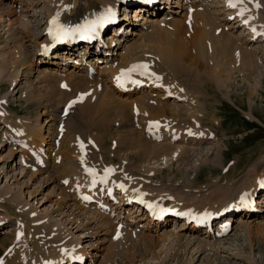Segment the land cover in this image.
<instances>
[{
	"label": "rangeland",
	"instance_id": "1",
	"mask_svg": "<svg viewBox=\"0 0 264 264\" xmlns=\"http://www.w3.org/2000/svg\"><path fill=\"white\" fill-rule=\"evenodd\" d=\"M188 1L161 0L162 4L159 10L162 12L160 14H152L151 12L149 14H143L149 20L147 23H143L144 20L133 21L134 11L133 6H131L128 13L130 17H128V20L130 19V22L127 21V24L124 23L122 29L120 28L121 32H118V36L124 39L122 41L123 44H116L110 48L113 56L111 62H97L94 60L95 58L91 59L84 56L82 59L83 62L80 65L82 68H76L73 60L82 55L81 53L84 52V48L82 47H77L72 52V55H70L72 60L66 62L53 57V54L57 53V49H54V47H51L54 50L50 51V56L47 57V60H44L45 62H39L38 56L34 55L36 50L42 52L45 48L39 45L42 40L44 41V37H38L36 35L39 29V32H42L43 25L39 29L34 28V23H31V15H35V12H33L34 9L36 11L37 9L41 11L44 8L46 9L49 6V0L48 2L47 0H30V3H36L31 6L22 4L20 0H0V3L3 4L0 7V59L6 58L7 53L10 52V54L16 57L22 54V50L25 51L27 49L26 51H29V54H31L30 59L32 60L34 69L32 71L27 70L26 72L23 70L22 77L17 78L18 80L12 86L9 83V77L6 76L8 81L6 78L1 80L0 103L9 112L10 118L8 120L15 121L17 127H19V123H22L23 120L34 128L36 127L38 129L39 127H43L46 143L51 140L53 134L56 138L58 137V143L52 145L50 152L42 151L48 156L56 153L59 158L57 161L58 164L55 163L54 167H48L49 169L46 171L51 172L54 170L52 177H48L46 174L31 175L33 171L24 166V168L26 167L25 170L28 171L26 174L23 166L21 167V164H18L21 159V151H19L18 147H20V150H24V147L17 142L19 138L14 137V133L7 128V126L12 128L11 125L4 126V123L0 124V133L3 134H0V158L3 159L0 160V202L3 203L2 198L5 197L3 196L4 193L9 192V195L18 197L20 203L15 209L10 207L13 205L9 203H6L10 205H6L7 207L0 204V219L4 223V226L0 227V245H4V247L0 246V258L10 256L8 254L12 247H14L13 251H16V247H19L20 244L27 243L29 245L31 242L41 243L46 239L48 236L47 233L52 228L55 231L58 229L57 231L61 233L59 237L56 235L57 238L63 239V242L67 240V243L70 245V247L64 246L63 249L65 247L66 249L63 250L64 252H62L60 263L58 264L68 263L66 260V254L68 253L76 256L82 253L83 257H81L80 263L74 256V259L72 257V264H264V206L255 204L257 199H254V204H252L256 211L248 214L250 216H247L245 219L246 226L238 224V218L243 219L244 216L228 211V214L225 212L218 216V220L216 219L213 222L212 228L205 230L206 227H202L200 233L188 231L179 232V227L182 225L180 222L181 219L178 217L173 218L172 214L163 222L165 226L161 228H141L140 225L146 226L147 221H139L137 217L130 216L131 214L129 215V212L133 213L135 210L132 204L122 209L116 208L114 211L109 208L104 209V213H100L103 216L95 213V206L93 204H96L94 202L87 209L88 212H93L91 215L85 214L84 210L77 209L73 205L76 190L83 185L85 188L87 186L89 187V185L86 186L87 179V182L84 180L83 184L76 177L73 179L77 175L73 169L75 168L77 171V167L79 169L78 173H81L83 177L85 175L82 169L87 167L96 169V175H100V177L105 175V171L103 170L106 168L112 169L111 177H107L108 184H114L116 187H119L118 184L123 185L122 182H125L124 185L126 184L130 190L142 196L144 194L145 197H165L169 201L168 205L170 207H177L178 205V207H183L184 209H187L186 206L188 209L196 207L195 211L199 213H206L209 206L213 207L214 204H220V201L221 203L224 202L226 196L229 194H232L231 197L234 199L237 196V192L235 191L240 188L242 190L245 185L251 187L254 184H260L262 186L259 187L258 192L261 193L264 191V183H261L264 182V36L252 35L253 32L248 31L245 25L238 26L237 23H234L238 20L237 13L240 12L239 10L245 7L242 17L244 16L246 19H250L251 23L253 21L254 26H257L256 28L254 27L255 30H264V0H242L241 3H244L243 5L240 2L238 3V0H235L237 1L235 2V6H238L237 10H234L235 8L232 9L233 7L230 9L228 0ZM176 2H179L180 5L183 4V8L175 6ZM144 3L149 4L150 1L148 3V0H145ZM123 4H119L120 8ZM195 8L209 14L210 24L199 25V29L203 27L201 29L202 32L206 28L212 29L211 27L214 25L213 33L215 34L217 31L214 36L225 33V35L233 38V43L230 44L224 38L220 41H212V43L209 41L210 36L209 38L206 36L207 41L205 40L204 43L206 45V52L203 53L202 48L201 52L203 57L201 56V66L199 68L194 66L193 70L188 71L191 74L188 73L184 76V79L180 72H177V75L171 76L166 74V78L169 80L165 81L170 82L171 79L176 84H185L184 87L189 88L192 93L188 90L189 92L183 93L186 95H182V100H174L170 96H163L164 94L162 92L160 93L156 88L151 89L153 92H149V88H143L136 95L134 94L133 97L128 98L125 92H118L122 96L120 98L121 100L131 102L130 105L134 107L132 108L130 106V109L128 108L127 110L128 114L126 115L121 114L124 113L123 111H117V103H114V105L113 103L108 104L101 101V94L104 87L106 86L112 90L111 85L105 82L107 77L100 75L101 65L109 66L110 63H116L111 64V67H121L122 64L127 63V59L130 60L132 57V60L137 58L142 64L148 60L146 64L150 63V58H152L154 63H151L158 64L160 59L158 60L156 57L160 55L159 50L170 42H173L176 38L175 30L166 25V23L182 20L187 12L196 11ZM176 11L181 12V14H177ZM42 18V16L39 17L40 20H43ZM190 21H187L188 23L184 25L186 26L185 29L189 30L186 33L187 38L184 37L185 39L196 36L192 27L193 23H190ZM217 21L219 22L215 23ZM25 23H29L30 27L32 26L31 32L35 34V40L34 37L33 39L32 37H25L26 39L23 40L21 39V34L17 33L16 30L22 29ZM204 25L208 26L204 27ZM124 28H129L130 31L135 30L137 35L126 32L127 35ZM107 33L109 32L107 31ZM144 35L146 36L144 37ZM204 35H207L206 32ZM104 39L106 37L102 39V43L105 41ZM22 43L26 45V49L22 47ZM132 43L140 45V48L134 50L133 54L124 56L127 49L126 45ZM18 45L19 47L21 46V49ZM243 52L249 53L243 54ZM251 58L255 61L256 70L245 67L244 65ZM88 60H93V63L96 62L100 66L99 68L91 70L92 72H89L87 75L85 72L87 66L84 63L88 62ZM137 60L133 62L135 63L134 65L140 63ZM157 60L158 62H155ZM54 61H59V64H51ZM202 61L205 63L203 62L204 64H202ZM208 68L211 74L209 79H205L208 77L203 74V70H207ZM44 69H47L50 74L58 76L63 82H44L42 78V71ZM6 70L2 73H8V70ZM70 70H76V72L78 71L82 75L86 74L87 77H82V75L76 77L77 81L80 80V88L74 85L75 81L73 78H67L70 77L68 74ZM196 74H201L200 80H207L203 86L201 83L195 85L193 80L194 77L198 78ZM135 75H138V73ZM84 77L88 80L90 79L91 84H93L83 83L81 79H84ZM134 78H137V76H134ZM95 85H98V88ZM91 86L97 88V92ZM99 88L101 89L100 91L98 90ZM93 91H95V95H93ZM186 97L190 101H187ZM141 98V103H137ZM117 99H114V102ZM70 101H76L71 106H75L74 114H68L69 111L67 110L62 115L63 107ZM37 102L38 105H36ZM148 105L150 106L148 107ZM157 106H165L167 108L174 106L175 109L179 108L180 114L187 113L193 115L192 122L189 120L186 121L185 119L181 120L178 116L174 118V116L172 117L170 115H161L158 112L159 109H155ZM53 110L58 111L53 112ZM52 113H55L58 117L55 118L56 122L52 121L50 124H46L47 118L52 117L50 116ZM197 115H203L204 118L200 121L193 120ZM66 117H68V120L64 119ZM153 121L158 122V126L150 127L149 124ZM187 122L192 126H189ZM195 125L198 127L196 126L195 128ZM183 127L185 128L183 129ZM146 128L149 130L147 131ZM172 129L173 131L174 129L176 131L180 129V132H183V130L184 132L181 135L177 133V140H170L172 138L170 132ZM196 129L197 131L205 130V132L208 131L212 134H210L208 139L197 141L194 139V131ZM152 130H156L157 132L161 130L162 135L160 136L158 133L159 135L156 134L158 137H154L150 133ZM7 134L10 135H8L9 137L12 135L16 141H5ZM184 138L185 140H183ZM3 141L5 142L3 143ZM10 142L14 143V145L12 146ZM82 143L86 147V149L83 147L84 150H81L80 147ZM69 144H72V147ZM43 145L47 147V144ZM11 149L14 150L12 151ZM67 149L69 150L67 151ZM80 150L81 156L83 154V158L89 160L87 162L84 160L83 164L80 161V154H77L78 152L80 153ZM11 151L15 153L12 155ZM73 155H77V157ZM60 162H63L66 168L68 166L67 164L73 165L72 167L68 166V172L64 171L66 172L64 173L63 170H66V168L64 169V166ZM83 165L85 166L84 168ZM58 173L61 175L58 176ZM74 180L78 181L80 186ZM64 181H67V183H63ZM88 184L90 183L88 182ZM70 186L74 189L70 188ZM227 189L229 191L233 190V192L230 191L227 194ZM119 190L120 188L115 191L116 196L121 191ZM242 194L244 195V200L241 201L240 205L243 206L248 200L247 189ZM258 197L260 196H256V198ZM178 200H181V203ZM219 204L217 211L220 209ZM247 208L248 206L245 207V209ZM239 210L237 209V211ZM196 216H198L197 218L201 217L200 214ZM228 216L233 220L230 229L222 236L215 237L214 234L219 222L221 223ZM69 217H75L77 222L68 224ZM141 217L145 218V215L142 214ZM260 221L261 223H259ZM45 222L49 224L48 227H43V223ZM117 231H119L118 237ZM16 232L22 235V237L20 238V235ZM15 235H17L16 238ZM176 235L181 238L190 236L195 241L198 239H202L203 241L208 240L206 242L210 241V243L214 241V245L211 247H204L203 245L197 246L194 241L188 245L184 243L185 239L177 242ZM51 241L49 240V244H51ZM60 242L62 244V241ZM8 247L9 249L7 250ZM28 247L29 249L31 248L30 245ZM65 251L67 252L65 253Z\"/></svg>",
	"mask_w": 264,
	"mask_h": 264
},
{
	"label": "bare ground",
	"instance_id": "2",
	"mask_svg": "<svg viewBox=\"0 0 264 264\" xmlns=\"http://www.w3.org/2000/svg\"><path fill=\"white\" fill-rule=\"evenodd\" d=\"M21 2H22V4H28V5H35L36 3H30V0L28 1V0H20ZM141 1H143V0H141ZM140 0H49V6L45 9H42L43 11H41V10H38L37 9V11L34 9L33 10V12H35V15H31V18H32V22L31 23H34V28L36 27L37 29H39L42 25V27H43V30H42V32H39L40 31V29H39V31L36 33V35L38 36V37H41V36H43L44 37V41L42 40L41 41V43H39V45L40 46H42L43 48H45L42 52L41 51H35V53H34V55L35 56H38V61L39 62H43L45 59L47 60V57L48 56H50L49 55V53H50V51L51 50H54V49H57V53L56 54H53V57L55 58V59H61V60H64V62H66V61H71L72 60V58L70 57V55H72V52L73 51H75L76 50V48L77 47H79V46H83V48L85 49V51L84 52H82L81 54L83 55V57H81L82 55H80L78 58H75L74 60H73V63L75 64V67L76 68H82V67H80V65L82 64V62H83V58H84V56H86L87 58H91V59H94V60H96L97 62H99V61H103V62H106V63H109V62H111V60L113 59V56H112V50L110 49L111 47H114L116 44H123L122 43V41L124 40L122 37H119L118 36V32L120 33L121 32V30H120V28L122 29V26L124 25V23H126L127 24V21H129L130 22V19L128 20V17H129V10H128V6H133L134 8H133V11H134V18H133V21H138V20H144L143 21V23L144 22H149V20H147L146 19V17L143 15V14H149L150 12L152 13V14H160L162 11H160L159 9L161 8V0H154V2L152 3V4H147V5H145L143 2H141ZM187 1V0H186ZM190 1V0H189ZM188 1V2H189ZM219 1V0H218ZM217 1V2H218ZM229 1V0H228ZM234 1V3L235 2H237V1H235V0H233ZM47 2H48V0H47ZM194 2V1H193ZM226 2V1H225ZM120 3H124L123 5H121V10L122 11H124V12H126V15H124V14H122L121 12H120V6H119V4ZM147 3V2H146ZM148 3H149V1H148ZM239 3V2H238ZM240 4L241 5H243L241 2H240ZM1 5H3L2 3H0V7H1ZM18 5H20V4H18ZM48 5V4H47ZM205 5V4H204ZM175 6H177V7H182L183 8V4L182 5H180V3L179 2H176L175 3ZM245 6V5H244ZM21 7V6H20ZM46 7V6H45ZM237 7L238 6H235V7H230V9L232 8V9H234V10H237ZM9 8V7H8ZM245 8V7H244ZM243 8V9H244ZM253 8H254V6H253ZM23 9V8H22ZM196 9V8H195ZM219 9V8H218ZM229 9V8H228ZM242 9V8H241ZM240 9V10H241ZM30 10V9H29ZM108 10H111V14H115L116 15V17H117V23L116 24H114L113 26H111L110 28H109V30L110 31H108L109 33H107L105 36H104V38L106 37V39H104L103 41V43H101V42H95V43H93V44H91V45H88V44H82V43H80L79 41H76V36L74 37V38H72L71 40H64V38H66V37H59L60 39H62V40H64L63 42H65V44H64V46L63 47H61V49H58V48H54V49H51V47H54L55 46V41H51V39H48L47 38V31L49 30V29H51V28H54L55 29V26H53L50 22L52 21V19H53V17H57L58 16V24L59 25H61V26H66V25H69L70 27H74V26H77V25H79L80 23H82V22H85V23H90V22H92V21H95L96 19H98L99 17H101V16H103V15H105L107 12H108ZM162 10V9H161ZM239 10V11H240ZM247 10V9H246ZM11 11V10H10ZM10 11H9V14H10ZM26 11H28V9H26ZM154 11H156V12H154ZM206 11V10H205ZM3 12V11H2ZM22 12V11H21ZM132 12V11H131ZM130 12V13H131ZM174 12H175V10H174ZM209 12V11H208ZM176 13L177 14H181V12H179V11H176ZM240 12H238L236 15L238 16V20L236 21V22H234V23H237L238 24V26H241V25H245V28L246 29H248V31L250 30L251 32H253L252 33V35H256V36H264V30L262 29V30H255V28L257 27H255L254 26V23H253V21H252V23H251V20L250 19H246L244 16L242 17V15H240L239 14ZM246 13V12H245ZM244 13V14H245ZM191 14H193L192 15V18H191ZM218 14V13H217ZM230 14V13H229ZM44 15V16H43ZM214 15V14H213ZM235 15V16H236ZM3 16V15H2ZM43 17L42 19L43 20H40L39 19V17ZM227 16H228V14H227ZM230 16V15H229ZM247 16V15H246ZM249 16H250V14H249ZM254 16V15H253ZM184 18L182 19V20H180V21H169L168 22V24L166 23V25H168V26H170V27H172V29L173 30H175V33H176V38H175V40L173 41V42H168L169 44H167L165 47H162L159 51V53H160V55H159V57H156L158 60H159V62H158V60L157 61H155V62H158V64H153L154 62L152 61V58H150L151 60V62H153V63H148V64H146L147 62H146V60H145V62L146 63H144V64H146V65H148L149 67H148V69L149 70H151L152 71V74H154V75H151V77L150 76H141V75H135V74H137V73H133L132 74V77H131V80H125V79H121V81H120V83H119V85H118V82H117V80H116V77L121 73V70H126V69H128L129 67H131L132 65H134L135 63H133V62H135L136 60H137V58L136 59H133L132 60V58L130 59V60H126L127 61V63H125V64H122L121 65V67H119V66H116V67H114V66H112L111 67V64H116V63H110V65L108 66V65H106V66H100V65H98V64H96V62L95 63H93V60H88V62H85L84 64L87 66V68L85 69V72H86V74L88 75L89 74V72H92L91 70H93V69H95V68H99V66H100V70H101V74L100 75H103V76H106L107 78L105 79V82H107V83H109L110 85H111V87H112V90L111 89H108L106 86L104 87V90H103V92H102V94H101V101H103L104 103H117V111L119 112V111H123L124 113H121V114H128V112H127V110H128V108L130 109V106L132 107V105H130V103L131 102H126L125 100H121L120 98H122V96L120 95V93L118 94V92H125L126 93V95H128V96H126L127 98L128 97H133V95L135 94L136 95V93L137 92H139L140 90H142L143 88H149V92H153V90H151V89H154V88H156L157 90H159V92L161 93L162 92V94H164L163 96H170V97H172V98H174V100H182L181 99V97H183V96H185L183 93H186V92H189L190 90H189V88H186V87H184L185 86V84H181L180 83V85L179 84H176V83H174V82H172L171 81V79H170V82H167V81H165V80H169V79H167L166 78V74H169L170 76L171 75H175L177 72H180L181 74H182V76H183V79H184V76H186L188 73L189 74H191L190 72H188V71H191V70H193L194 69V66L195 67H197V68H199L200 66H201V56L203 57V55H202V48H203V53H205L206 52V45L204 44L205 43V40H206V36H208V38H209V36H210V40L209 41H220V40H222L223 38L227 41V42H230V44L231 43H233V38H230V36H227V35H225V33L224 34H218V35H216V36H214L216 33H217V31H216V33L214 34L213 32V29H214V25H213V27H211L212 29H205V31L204 32H202V28L203 27H201L200 29H199V25H202V24H210V19H209V14H207L206 12H203V11H200V10H198V9H196V11H191V12H187L186 14H185V16H183ZM213 17V16H212ZM130 18V17H129ZM191 18V19H190ZM249 18V17H248ZM112 20V19H111ZM189 20H191L190 21V23L192 22L193 24H192V27H193V29H194V32H195V34H196V36H193V37H189L188 39H185V38H187L186 37V33L189 31L188 29L186 30L185 28H186V26H184L185 24H187L188 22L187 21H189ZM166 21V20H165ZM30 22V21H29ZM42 22V23H41ZM162 22V21H161ZM160 22V23H161ZM219 21H217V22H215V23H218ZM119 23H123L122 25H120V26H118L119 25ZM151 23V22H150ZM10 24V23H9ZM107 24V23H106ZM165 24V23H164ZM252 24H253V26H252ZM108 25V24H107ZM142 25H144V24H142ZM191 25V24H190ZM218 25V24H217ZM220 25V24H219ZM146 26V25H145ZM206 26H208V25H206ZM205 25H204V27H206ZM227 26V25H226ZM237 26V27H238ZM11 27V26H10ZM9 27V28H10ZM21 27V26H20ZM32 27V26H31ZM31 27H30V25H29V23H25L24 25H23V27H22V29H17L16 31H17V33H19V34H21V39H26L25 37H32V39H33V37H34V40H35V34H33L32 32H31ZM255 27V28H254ZM258 27H259V25H258ZM33 28V29H34ZM146 28V27H145ZM190 28V27H189ZM233 28V27H232ZM261 28V27H260ZM259 28V29H260ZM126 29H127V31H126ZM165 29H166V27H165ZM192 29V28H191ZM192 29V30H193ZM216 29V28H215ZM218 29V28H217ZM9 30V29H8ZM124 30H125V33L127 32V33H129L130 32V34H132V35H137L136 34V32H135V30H129V28H124ZM168 30V29H167ZM36 31V30H35ZM55 31H56V29H55ZM140 31V30H139ZM157 31V30H156ZM170 31V30H169ZM144 32V31H143ZM154 32V31H153ZM152 32V33H153ZM171 32V31H170ZM173 32V31H172ZM205 32H206V34L207 35H204L205 34ZM126 33V34H127ZM140 33V32H139ZM162 33V32H161ZM258 33H260V34H258ZM124 34V33H123ZM169 34V33H168ZM174 34V33H173ZM194 34V35H195ZM210 34V35H209ZM122 35V34H121ZM128 35V34H127ZM147 35V34H146ZM146 35H144V37L146 36ZM150 35V34H149ZM148 35V36H149ZM178 35V36H177ZM232 35V34H231ZM54 36L56 37V35H55V32H54ZM142 36V35H141ZM148 36H147V38H148ZM54 37V38H55ZM178 37V38H177ZM185 37V38H184ZM204 37V38H203ZM140 38V37H139ZM141 38H143V37H141ZM151 38V37H150ZM212 38V39H211ZM232 39V40H231ZM234 39H236V38H234ZM252 39V38H251ZM22 40V41H23ZM146 40V39H145ZM155 40V39H154ZM162 40V39H161ZM166 40V39H165ZM30 41V40H29ZM153 41V40H152ZM158 41V40H157ZM207 41V40H206ZM235 41V40H234ZM21 42V41H20ZM42 42H44L43 44H42ZM70 42H73V45H67V44H69ZM212 42V43H213ZM147 43V42H146ZM160 43V42H159ZM163 43V42H162ZM166 43V42H165ZM220 43V42H219ZM36 44V43H35ZM143 44V43H142ZM155 44V43H154ZM218 44V43H217ZM170 45V46H169ZM240 45V44H239ZM125 46V45H124ZM143 46V45H142ZM151 46V45H150ZM160 46H162V45H160ZM221 46H222V44H221ZM224 46V45H223ZM18 47H19V45H18ZM22 47H24V49H26V45H24L23 43H22ZM126 47H127V49H126V54L124 55V56H129L130 54H133V51L134 50H136V49H138V48H140V45H138V44H127L126 45ZM168 47V48H167ZM228 47V46H227ZM20 49H21V46L19 47ZM154 48V47H153ZM146 49V48H145ZM148 49H149V47H148ZM221 49V48H220ZM19 50V49H18ZM27 50V49H26ZM23 51L22 50V54H19V55H17L16 57H14L12 54H10V53H7V57L6 58H2V59H0V67H1V71H0V82H1V80H3L4 78H6V80H7V77H9V83H10V85L12 86V84H14L15 83V81L16 80H18L17 78H20V76L22 77V71L23 70H25L24 72H26L27 70L28 71H32V70H34L33 69V65H32V60L30 59L31 58V54H29V51ZM154 50V49H153ZM217 50V49H216ZM146 51V50H145ZM193 51H194V53H193ZM213 51V50H212ZM235 51V50H234ZM24 52V53H23ZM211 52V51H210ZM246 52V51H245ZM245 52H243V54H247V53H249V52H247V53H245ZM13 53H14V51H13ZM137 53V52H136ZM153 53V52H152ZM222 54V53H221ZM252 54V53H251ZM251 54H250V57H251ZM135 55V54H134ZM146 55V54H145ZM213 55V54H212ZM253 55V54H252ZM246 57H247V55H246ZM128 58V57H127ZM135 58V57H134ZM33 59V58H32ZM125 59V58H124ZM123 59V60H124ZM145 59V58H144ZM154 59V58H153ZM34 60V59H33ZM141 60V59H140ZM142 60H143V58H142ZM156 60V59H155ZM92 61V62H91ZM137 61H139V60H137ZM144 61V60H143ZM37 62V61H36ZM45 62V61H44ZM59 62V61H58ZM57 61H54L53 63H51V64H59ZM114 62H115V60H114ZM140 62V61H139ZM204 61H202V64H204L203 63ZM102 63V62H101ZM141 63V62H140ZM139 63V64H140ZM242 63V62H241ZM73 64V65H74ZM76 64H78V65H76ZM118 64V63H117ZM142 64V63H141ZM120 65V64H119ZM245 65V67H248V68H251V69H255L256 68V65H255V61H254V59H249L248 61H247V63H245L244 64ZM83 66V65H82ZM122 66H124V67H122ZM37 67V66H36ZM85 67V66H84ZM206 67H207V65H206ZM216 67V66H215ZM244 67V66H243ZM205 68V67H204ZM5 69H7L8 70V73L6 74L5 72H4V74L2 73L3 71H5ZM11 69H12V71H11ZM202 69V68H201ZM201 69H200V71H201ZM206 69V68H205ZM6 70V71H7ZM256 70V69H255ZM81 71V70H80ZM164 71V73H162ZM199 71V72H200ZM43 72V76H42V78H43V81L44 82H54V83H57V82H63V80H60V78L58 77V76H55V75H53V74H50L49 73V71H47V69H44V71H42ZM94 72V71H93ZM193 72V71H192ZM198 72V73H199ZM203 74L206 76V77H208V78H205V79H209V76H210V74H211V71L209 70V68L207 69V70H203ZM180 73H179V76H180ZM66 74V73H65ZM69 74V76L70 77H67V78H69V79H71V78H73V80L75 81L74 82V85H77L76 87L77 88H80V80L79 81H77L76 80V77H78V76H81L82 75V73H78V71L76 72V70H70V72L68 73ZM86 74L85 75H82V77L83 76H86ZM203 74H202V76H203ZM177 75V74H176ZM7 76V77H6ZM134 76L136 77L137 76V78H134ZM191 76V75H190ZM193 76V75H192ZM200 76H201V74H196V77H198V78H195L194 77V83H195V85H197V84H199V83H201L202 84V86L204 85V83L205 82H207V80H205V79H203V80H200ZM87 77V76H86ZM157 77H158V79H157ZM169 77V76H168ZM41 78V79H42ZM171 78H173V77H171ZM186 78V77H185ZM204 78V77H203ZM134 79V81H135V79H136V83H132V80ZM164 79V80H163ZM81 80H83L82 82L83 83H90L91 84V82H90V79L88 80V79H86L85 77H84V79H81ZM92 80V79H91ZM175 80V79H174ZM179 80H180V78H179ZM186 80V79H185ZM8 81V80H7ZM41 81V80H40ZM70 81V80H69ZM178 81V80H177ZM77 82V83H76ZM20 83V82H19ZM187 83V82H186ZM73 84V83H72ZM89 84V85H90ZM93 84V83H92ZM91 84V85H92ZM96 84V83H95ZM106 84V83H105ZM176 84V85H175ZM200 84V85H201ZM62 85V84H61ZM85 85V84H84ZM83 85V86H84ZM19 86V85H18ZM73 86V85H72ZM86 86H87V84H86ZM98 85H95V87H97ZM63 87V86H62ZM62 87H60V88H62ZM69 87V86H68ZM92 87V86H91ZM94 87V86H93ZM93 87H92V89H93ZM94 87V88H95ZM100 87V86H99ZM109 87V86H108ZM17 88V87H16ZM70 88H72L71 86H70ZM98 88V87H97ZM97 88H95V89H93V90H95L96 92H97ZM101 88V87H100ZM98 89L99 91L101 90V89ZM115 88V89H114ZM68 89V88H67ZM82 89V88H81ZM200 89V88H199ZM203 89H204V87H203ZM65 90V89H64ZM69 90V89H68ZM88 90H90V89H88ZM185 90V91H184ZM187 90V91H186ZM189 90V91H188ZM193 90V89H192ZM17 91H19V90H17ZM95 91H93L94 92V94L93 95H95ZM98 91V92H99ZM156 91V90H155ZM191 92V91H190ZM100 93V92H99ZM192 93V92H191ZM97 94V93H96ZM188 94V93H187ZM31 96H32V94H30ZM138 95V94H137ZM183 95V96H182ZM195 96V95H194ZM115 97H117V98H119V99H117V98H115ZM125 97V96H124ZM139 98V97H138ZM195 98V97H194ZM100 99V98H99ZM114 99H117L115 102H114ZM130 99V98H129ZM70 100V99H69ZM132 100V99H131ZM138 100V99H137ZM186 100H187V97H186ZM189 100V99H188ZM187 100V101H188ZM192 100V99H191ZM141 101H142V98L137 102V103H141ZM183 101H184V99H183ZM190 101V100H189ZM87 102V101H86ZM146 102V101H145ZM192 102H193V100H192ZM69 103V102H68ZM68 103H67V105L66 106H64L65 105V103H64V107H63V110H62V115H64L65 114V112H64V109L66 108V107H68ZM197 103V102H196ZM199 103V102H198ZM201 103V102H200ZM107 104V105H108ZM145 104V103H144ZM149 104H150V102H149ZM202 104V103H201ZM36 105H38V102L36 103ZM115 105V104H114ZM136 105V104H135ZM159 105V104H158ZM99 106V105H98ZM147 106V105H146ZM150 105H148V107H149ZM179 106V105H178ZM203 106V105H202ZM81 107V106H80ZM193 107V106H192ZM200 107V106H199ZM132 108H134V107H132ZM143 108V107H142ZM141 108V109H142ZM194 108H195V106H194ZM155 109H159V113L162 115H170V116H174V118L176 117V116H178L179 117V119H181V120H186V121H190V122H192V117H193V115H191V114H187V113H184V114H180L179 112H180V109L179 108H176L175 109V107L174 106H169L168 108L167 107H165V106H157V107H155ZM179 109V110H178ZM116 110V109H115ZM143 111H144V109H142ZM56 111V110H55ZM54 110H53V112H55ZM58 111V110H57ZM56 111V112H57ZM68 111H69V113L68 114H74V111H75V106H73V107H68ZM103 111V110H102ZM126 111V112H125ZM139 111V110H138ZM130 112V111H129ZM89 113V112H88ZM134 113V112H133ZM145 113V112H144ZM158 113V114H159ZM118 114V113H117ZM141 115H143L142 113H140ZM139 114V115H140ZM145 114H147V113H145ZM153 114V113H152ZM136 115H138V114H136ZM39 116V115H38ZM50 116H52V117H48L47 118V120H46V124H50L52 121L54 122H56V114L55 113H52V114H50ZM67 116V115H66ZM130 116V115H129ZM153 116H155V115H153ZM77 117V116H76ZM145 117H146V115H145ZM169 117V116H168ZM8 118H10V115H9V112L2 106V104L0 103V124L1 123H4V126H6V125H11L12 126V128H9L8 126H7V128L8 129H10L11 130V132L12 133H14L13 135H14V137H18L19 139H17V142H19V144L21 145V146H23L24 147V150H20V147H18L19 148V151H21V159H20V162L18 163L19 165L21 164V167L23 166V168H24V166H26L27 167V169H29V170H32L33 171V173H31V175H43V174H46L48 177H52L53 175H54V170L53 171H51V172H46L47 171V169H49V168H51V166L52 167H54V164L56 163V164H58L57 163V161H58V156H57V154L56 153H54V154H51L50 155V153H49V155L50 156H48L47 154H45L42 150H45V151H48V152H50V148L52 149V145H56L57 143H58V137L56 138V136H54V134L52 135V137H51V140L49 141V142H47L46 143V139H45V137H44V134H43V127H39L38 129L35 127H33V126H31L30 124H28V123H25L24 122V120H23V122L22 123H19V127H17L15 124H16V122L15 121H12V120H8ZM15 118V117H14ZM58 118V117H57ZM68 117H66V118H64V119H67ZM69 118H71V117H69ZM140 118V117H139ZM151 118V117H150ZM204 118V116L203 115H197V117H195L193 120H201V119H203ZM78 119V118H77ZM126 119V118H125ZM153 119V118H152ZM166 119V118H165ZM68 120V119H67ZM71 120H72V118H71ZM70 120V121H71ZM79 120V119H78ZM128 120V119H127ZM139 120V119H138ZM143 120H144V118H143ZM149 120V119H148ZM147 120V121H148ZM175 120V119H174ZM22 121V120H21ZM65 121V120H64ZM69 121V122H70ZM75 121V120H74ZM126 121V120H125ZM150 121H151V119H150ZM164 121V120H163ZM177 121V120H176ZM196 121V122H197ZM58 122H60V121H58ZM79 122V121H78ZM154 122V121H153ZM160 122H162V121H160ZM81 123V122H80ZM110 123V122H109ZM127 123H128V121H127ZM141 123V122H140ZM175 124H176V122H174ZM178 123V122H177ZM60 124V123H59ZM139 124V123H138ZM163 124V123H162ZM187 124H188V122H187ZM196 124V123H195ZM54 125V124H53ZM61 125V124H60ZM145 125H146V123H145ZM150 125V124H149ZM180 125H181V123H180ZM189 126H192V125H190V124H188ZM3 126V127H4ZM74 126V125H73ZM80 126V125H79ZM136 126H137V124H136ZM170 126V125H169ZM171 126H173V125H171ZM183 126V125H182ZM182 126H181V128H182ZM196 126L197 125H195V128H196ZM2 127V128H3ZM75 127H78V126H75ZM138 127V126H137ZM160 127V126H159ZM163 127V126H162ZM166 127V126H165ZM177 127V126H176ZM198 127V126H197ZM5 128V127H4ZM15 128V129H14ZM69 128V127H68ZM73 128V127H72ZM139 128H140V126H139ZM138 128V129H139ZM149 128V127H148ZM167 128V127H166ZM172 128V127H171ZM173 128H174V126H173ZM185 127H183V129H184ZM7 129V130H8ZM150 129V128H149ZM149 129H147L146 128V130L148 131ZM155 129H157V128H155ZM161 129V128H160ZM188 129H190V128H188ZM63 130V129H62ZM65 130V129H64ZM68 130V129H67ZM163 130V129H162ZM191 130H193V129H191ZM5 131V130H4ZM9 131V130H8ZM70 131H71V129H70ZM164 131V130H163ZM181 130L180 129H178L177 131H176V129H174V131H173V129L170 131L171 132V135H172V138H170V140L172 139V140H177V138H178V134H182L183 132H184V130H183V132H180ZM63 132V131H62ZM161 130H160V132H157L156 130H152L150 133L154 136V137H158V136H156V134H160V136L162 135L161 134ZM4 133V132H3ZM10 133V132H9ZM64 133V132H63ZM101 133V132H100ZM145 133V132H144ZM169 133V132H168ZM168 133H167V135H168ZM178 133V134H177ZM194 133H195V136H194V139H196L197 141L198 140H204V139H208L209 137H210V134H212V133H210V132H205V130L204 131H197V129H196V131H194ZM1 134V133H0ZM99 134V133H98ZM158 134V135H159ZM192 134V133H191ZM1 135H3V134H1ZM4 135H5V133H4ZM9 134H7V136H6V140L5 141H11V140H15L16 141V139L15 138H13V136L11 135V137H9L8 136ZM86 135V134H85ZM164 135H166V134H164ZM185 135V134H184ZM192 135H194V134H192ZM73 136V135H72ZM151 136V135H150ZM177 136V137H176ZM1 137H3V136H1ZM102 137V136H101ZM12 138V139H11ZM81 138V137H80ZM84 138V137H83ZM162 138V137H161ZM182 138V137H181ZM2 139V138H1ZM3 139H5V138H3ZM158 139V138H157ZM165 139V138H164ZM180 139V138H179ZM82 140V139H81ZM162 140V139H161ZM168 140V139H167ZM183 140H185V138L183 139ZM5 141H3V143L5 142ZM14 141V142H15ZM72 141V140H71ZM194 141V140H193ZM13 142V141H12ZM12 142H10L11 143V145L13 146L14 145V143H12ZM192 142V141H191ZM61 143V142H60ZM72 143V142H71ZM98 143V142H97ZM6 144V143H5ZM9 144V143H8ZM18 144V145H19ZM43 144H47V147L46 146H44ZM82 144H84V143H82ZM70 145V144H69ZM72 145V144H71ZM70 145V146H71ZM76 145V144H75ZM166 145V144H165ZM3 146V145H2ZM6 146V145H5ZM10 146V145H9ZM77 146V145H76ZM84 146V145H83ZM89 146V145H88ZM60 147V146H59ZM72 147V146H71ZM74 147V146H73ZM67 148V147H66ZM68 148H69V146H68ZM85 149H86V147H84ZM89 148V147H88ZM95 148V147H94ZM168 148V147H167ZM22 149V148H21ZM53 149H54V147H53ZM70 149V148H69ZM69 149H67V151L69 150ZM77 150H78V148H76ZM12 150V149H11ZM14 150V149H13ZM12 150V151H13ZM77 150H75V151H77ZM88 150V149H87ZM11 151V154L13 155L15 152H12ZM65 152V151H64ZM88 153H89V151H88ZM76 154V153H75ZM77 154H80V156H81V153H77ZM163 154V153H162ZM62 155V154H61ZM64 155V154H63ZM83 155V154H82ZM85 155V154H84ZM89 155H90V153H89ZM59 156H60V154H59ZM66 156V155H65ZM74 156V155H73ZM79 156V155H78ZM79 156V157H80ZM74 157H77V155H75ZM87 157V156H86ZM65 158V157H64ZM63 158V159H64ZM71 158H72V155H71ZM89 158V157H88ZM93 158H94V156H93ZM89 159H91V158H89ZM0 160H3V159H1L0 158ZM65 160V159H64ZM70 160V159H69ZM74 160V159H73ZM84 160H86V159H84ZM66 161H68L67 159H66ZM76 161V160H75ZM87 161H89V160H86V162ZM95 161V160H94ZM100 161V160H99ZM93 162V161H92ZM61 163V162H60ZM70 163V162H69ZM95 163V162H94ZM17 164V166H19ZM62 165L64 164L63 162L61 163ZM72 164V163H71ZM78 164V163H77ZM96 164V163H95ZM68 166H70V167H72V165H70V164H67ZM86 165H88V164H86ZM55 166H57V165H55ZM64 167V169L66 168L65 167V165H63ZM68 166H67V168H66V170H63V168H62V170H63V172L64 171H66V172H68L67 170H69L68 169ZM76 166V165H75ZM74 166V167H75ZM92 166V165H91ZM25 167V168H26ZM49 167V168H48ZM69 167V168H70ZM73 167V168H74ZM85 167V166H84ZM97 167V166H96ZM25 168L23 169L24 170V172L27 174L28 173V171H26L25 170ZM80 168V167H79ZM88 168V167H87ZM94 168V167H93ZM105 168V167H104ZM103 168V169H104ZM115 168V167H114ZM107 169V168H106ZM52 170V169H51ZM73 170H75V174H77L76 176H74V178L73 179H75V177H76V179L77 180H80L79 182L81 183V181H82V183L81 184H83V182H84V180H85V182H87V180H88V182L90 183V184H88V182L86 183V186L87 185H89V187L87 186L86 188H85V186L83 187H79L78 188V190H76V188H75V190H76V192H75V195H74V206L75 207H77V209H80V210H84L85 211V214H87V215H91V214H93V212H88V210L87 209H89L90 207H91V205H92V203L94 202L96 205H94L93 204V206H95V213H98L100 216H103V215H101L100 213H104V209H107V208H109L110 210H112V211H114L116 208L118 209V208H120V209H122V208H125L127 205H129L128 203L129 202H132V201H135V205H134V207H133V209H135L134 210V212L133 213H131V212H129V215L130 216H134V217H137L138 218V220L139 221H142V220H146L147 221V225L146 226H144V225H140V227L142 228H144V227H146V228H152V229H154V228H161V227H163V226H165L164 224L165 223H163V222H154V223H152L151 222V220H150V218H148L147 217V212H145V211H143V209L141 208L142 207V205H143V202H146V203H148V204H153V205H155L156 206V208L158 209V208H163V209H165V210H167V212L169 213V214H172V216H173V218H175V217H178L179 218V216L181 217V223H182V225L179 227V232L180 231H188V232H193V233H200L201 232V228L202 227H206L205 225H201V224H194V222H201V220H202V218H204L205 216H209V219L211 220V222L213 223V222H215L216 221V219L218 218V216L219 215H221V214H224L225 212H227V214H228V211H231V212H234L235 214H240V215H242V216H244V218L242 219V218H238V224H241V226H243V225H245L246 226V221H245V219H246V217L247 216H250V215H248L250 212H252V211H256V209H254V206L252 205V203H253V200L254 199H257L256 200V202H255V204H257V205H261V206H264V191L263 192H258V190H259V187H261L262 185H260V184H257V185H255L254 184V186H249V185H245L243 188H242V190H241V188L240 189H238V190H236L235 192H237V196L234 198V199H232V197H231V195L229 194V192L230 191H232L233 192V190H230L229 191V189H227L226 190V193L227 194H229L228 196H226V199L224 200V202H222L221 203V201H220V209L217 211V206H218V204L216 205V204H214V206L212 207H208V210H207V212L206 213H199V212H197V211H195V208L196 207H192L193 209H191V208H189L188 209V207L186 206V208L187 209H184L183 207H170V205H168V200L165 198V197H159V196H154V197H145L144 196V194H143V196L141 195V194H138V193H136V192H134V191H132V190H130L129 188H128V186L126 185H124V183L122 182V184H123V188H121V187H116V185H114V184H108L107 182L106 183H96L95 184V186L93 187L92 186V177H90L89 175H86V173H85V170L84 169H82V171H83V173H84V175H85V177H83L82 176V174L80 173H78V171H79V169H78V167H77V171H76V169L74 168ZM104 171V170H103ZM1 172V171H0ZM62 172V173H63ZM66 172H64V173H66ZM77 172V173H76ZM153 172V171H152ZM24 173V174H25ZM52 175H51V174ZM71 173V172H70ZM117 173H118V171H117ZM25 174V175H26ZM73 174H74V171H73ZM61 175V174H60ZM59 175V173H58V176H60ZM69 175V174H68ZM95 175H96V173H95ZM112 175V174H111ZM113 175H114V173H113ZM57 176V177H58ZM111 177V176H110ZM263 177H264V175H263ZM31 178V177H30ZM33 178V177H32ZM44 178H46V177H44ZM60 178V177H59ZM63 178V177H62ZM65 178V177H64ZM96 178H97V182L99 181V178H100V175H96ZM87 179V180H86ZM112 179H113V177H112ZM125 179V178H124ZM123 179V180H124ZM48 180V179H47ZM46 180V181H47ZM90 180V181H89ZM263 180V179H262ZM45 181V180H44ZM59 181V180H58ZM74 181H76V180H74ZM73 181V182H74ZM109 181V180H108ZM111 181H114V180H111ZM119 181V180H118ZM121 181V180H120ZM64 183V182H63ZM76 183H78V181H76ZM80 183H78L79 185L78 186H80ZM113 183V182H112ZM74 185H76V184H74ZM73 185V186H74ZM252 185V184H251ZM77 186V185H76ZM118 186H119V184H118ZM263 186H264V184H263ZM218 187H220V186H218ZM230 187V186H229ZM70 188H72L71 186H70ZM120 188V192L117 194V196H116V193H115V191L117 190V189H119ZM72 189H74V188H72ZM138 189V188H137ZM233 189V188H232ZM245 189H247V197H248V200H247V202L245 203V205H240V203H241V197L242 196H244L242 193H243V191L245 190ZM72 191V190H71ZM135 191H137V190H135ZM221 192V191H220ZM83 193H86V194H88L89 195V200H83ZM145 193V192H144ZM225 193V194H226ZM73 194V193H72ZM71 194V195H72ZM110 194H113V195H115V198H116V202H110V200H109V195ZM173 194V193H172ZM218 194V193H217ZM224 194V195H225ZM236 194V193H235ZM259 194V195H258ZM3 196H5V197H3L2 198V201H3V203L2 202H0V204L1 205H13V206H10V207H12V208H16L17 207V205L18 204H20L19 203V200H18V197H16V196H14V195H9V192H5L4 193V195ZM73 196V195H72ZM215 196V195H214ZM256 196H260V197H258V198H256ZM218 197V196H217ZM1 198V197H0ZM183 198V197H182ZM225 198V197H224ZM63 199V198H62ZM73 199V198H72ZM176 200H177V198H175ZM188 200H189V198H188ZM191 200H193V199H191ZM178 201H180V203H181V200H178ZM190 201V200H189ZM188 201V202H189ZM223 201V200H222ZM138 202V203H137ZM190 202H192V201H190ZM210 202V201H209ZM6 203H9V204H6ZM117 203V205H115ZM201 203V202H200ZM206 203V202H205ZM170 204V203H169ZM174 204V203H173ZM208 204V203H207ZM206 204V205H207ZM114 205H115V207H114ZM138 205V206H137ZM172 205V204H171ZM175 206H176V204H174ZM195 205V204H194ZM21 206V205H20ZM182 206H185V205H182ZM202 206H203V203H202ZM249 207L248 209H245V207ZM7 207V206H6ZM204 207V206H203ZM59 208H60V206H59ZM253 208V209H252ZM237 209H240L239 211H237ZM18 211H20V209H18ZM106 211H108V210H106ZM120 211H122V210H120ZM59 212H61V211H59ZM136 212H138V213H136ZM135 213V214H134ZM82 214V213H81ZM134 214V215H133ZM142 214L143 215H145V218H143V217H141L142 216ZM197 214H200L201 215V217H199V218H197L198 216H196ZM117 215V214H116ZM98 216V215H97ZM100 216H98V217H100ZM21 217V216H20ZM31 217V216H30ZM70 218V217H69ZM85 218V217H84ZM231 218V217H230ZM229 218V216L228 217H226L221 223L219 222V225L217 226V229H216V231H215V234H214V236L215 237H219V236H222L226 231H228V229H230V227H231V224H232V219H230ZM23 219H24V216H23ZM88 220V219H87ZM100 220V219H99ZM102 220V219H101ZM113 220V219H112ZM218 220V219H217ZM259 220V219H258ZM12 221V220H11ZM94 221V220H93ZM110 221V220H109ZM108 221V222H109ZM116 221V220H115ZM77 222V220H76V218L75 217H72V218H70V220L68 221V224H73V223H76ZM85 222V221H84ZM167 222V221H166ZM173 222V221H172ZM90 223V222H89ZM102 223V222H101ZM259 223H261V221L259 222ZM248 224V223H247ZM36 225H38V224H36ZM43 227H48V223L47 222H45V223H43ZM102 225V224H101ZM4 226V223H2V219H0V227H3ZM8 226H10V225H8ZM12 226V225H11ZM24 226V225H23ZM86 226V225H85ZM109 226V225H108ZM237 226V225H236ZM25 227V226H24ZM79 227V226H78ZM233 227V226H232ZM7 228V227H6ZM204 229V228H203ZM58 230V229H57ZM55 231L54 229H50V231L49 230H47V231H49L48 233H47V237H46V239L45 240H43L41 243H37V242H31L29 245L31 246V248L29 249V245L27 244V243H25V244H20L19 245V247H16V251H13V249H14V247H12V249H11V251H9V254L8 255H10V256H6V257H4V258H0L1 260H2V264H58V263H60V256H62V252H64L63 250H65L66 249V247H65V249H63L64 248V246H68V247H70V245L67 243L68 241L66 240L65 242H63V239H60V238H57L56 237V235L59 237L60 236V234L61 233H59V231ZM205 230H207V228L205 229ZM20 232V231H19ZM178 232V231H177ZM176 232V233H177ZM178 232V233H179ZM16 233H18V232H16ZM33 233V232H32ZM177 233V234H178ZM19 234V233H18ZM182 234V233H181ZM20 235V234H19ZM61 236H63V235H61ZM177 236V242L178 241H180V240H182V239H185V244H191L193 241H194V243L196 242V244H197V246H204V247H211V246H213L214 244V241L212 242V243H210V241L209 242H206V241H208V240H200V239H198V240H200V241H195L194 239H191L190 238V236H188V237H185V238H181L180 236H178V235H176ZM185 236V235H184ZM17 237V235H15V238ZM22 237V235H20V238ZM49 237V238H48ZM198 238V237H197ZM222 238V237H221ZM49 240H52L51 241V244H49L50 242H49ZM65 240V239H64ZM121 240V239H120ZM222 240V239H221ZM220 240V241H221ZM34 241H36V240H34ZM60 241H62V244H61V242ZM217 241H218V239H217ZM60 243V244H59ZM13 244V243H12ZM1 246V245H0ZM2 246L4 247V245L2 244ZM1 246V247H2ZM10 247V246H9ZM9 247L7 248V250L9 249ZM6 249V248H5ZM4 249V250H5ZM68 250H69V248H67ZM7 250H5V251H7ZM52 250V251H51ZM70 250H71V248H70ZM42 252V253H41ZM53 252V253H52ZM67 251H65V253H66ZM6 253V252H5ZM40 253H41V255H40ZM55 253V254H54ZM4 255V254H3ZM65 255V254H64ZM74 256L75 257H78V259H77V261L79 262L82 258L81 257H83L82 256V253H79L78 254V256H76V255H73V254H70V253H68V254H66V260H67V262L68 263H71V261H72V257H73V259H74ZM2 257V256H1ZM63 260V259H62ZM65 260V261H66ZM85 260V259H84ZM67 263V264H68ZM77 263V262H76ZM80 263V262H79ZM72 264V263H71Z\"/></svg>",
	"mask_w": 264,
	"mask_h": 264
},
{
	"label": "snow or ice",
	"instance_id": "3",
	"mask_svg": "<svg viewBox=\"0 0 264 264\" xmlns=\"http://www.w3.org/2000/svg\"><path fill=\"white\" fill-rule=\"evenodd\" d=\"M238 2H242V0H238ZM229 6L230 7H235V3L233 2V0H229ZM258 6V5H257ZM245 11V9H241L240 10V15H243V12ZM112 19V14H111V10H108V12L99 17L97 20L95 21H92L90 23H87L86 25L84 26H81L80 28H63V26L59 25L58 24V16L57 17H53L52 21L50 22L53 26H55V35L58 36V37H68V36H71L75 33H93L96 31V29L98 27L102 28L106 23L110 22ZM50 35L53 34L52 30L50 29V32H49ZM148 65L146 64H136V65H132L131 67H129L128 69L126 70H121V73L116 77V80L118 82V85L121 81V79H125V80H131V77H132V74L133 73H138L139 75L141 76H150V75H154L152 73H150L148 71ZM158 79V77H157ZM132 83H136V81H132ZM76 103V101H72L70 102V104L68 105V107L70 108L72 106V104ZM158 126V122H152L150 123V127H156ZM81 147V150H83V144L80 145ZM80 161H81V164L84 163V158H83V155L80 157ZM85 172L92 177V186L94 187L95 184L97 183V178H96V175H95V170L94 169H91V168H85L84 169ZM105 175L103 177H100L99 178V182L100 183H106L107 182V177L108 175L111 174V172L113 171L112 169H105ZM64 183H67V181H64ZM261 183H264V182H261ZM119 187L123 188V185H119ZM85 199H87V197H85ZM244 200V197L242 196L241 197V201ZM119 235V231H117V237ZM19 238V236H18ZM75 259H78V257H75Z\"/></svg>",
	"mask_w": 264,
	"mask_h": 264
}]
</instances>
